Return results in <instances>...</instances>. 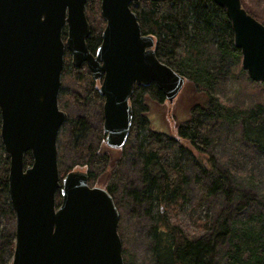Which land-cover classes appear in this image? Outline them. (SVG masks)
I'll use <instances>...</instances> for the list:
<instances>
[{"label": "water", "instance_id": "95a60500", "mask_svg": "<svg viewBox=\"0 0 264 264\" xmlns=\"http://www.w3.org/2000/svg\"><path fill=\"white\" fill-rule=\"evenodd\" d=\"M138 1L100 0L105 27L92 55L86 0H0V142L9 159L7 192L15 217L11 264H124L111 196L90 187L83 171L59 177L56 139L67 115L57 98L66 50L73 67L85 64L101 81V127L111 150L128 138L134 86L154 84L168 103L177 98L184 80L157 60L152 37L141 35L129 7ZM211 1L231 24L241 69L263 83L264 26L240 0ZM27 152L32 163L24 167Z\"/></svg>", "mask_w": 264, "mask_h": 264}, {"label": "trees", "instance_id": "16d2710c", "mask_svg": "<svg viewBox=\"0 0 264 264\" xmlns=\"http://www.w3.org/2000/svg\"><path fill=\"white\" fill-rule=\"evenodd\" d=\"M129 7L136 15L141 35L152 37L157 60L181 76L184 80L182 90L188 89L196 99L186 119L175 122L171 116L173 125L169 132H164L152 125L151 104L163 107L170 103L154 84L134 86L128 100L132 113L128 138L121 149L111 150L104 143L105 133L101 127L103 98L98 94L101 81L91 77L85 64L73 67L71 56L65 50L58 108L66 112L70 106L86 108L93 103L100 125L92 137L86 131L83 118L67 115L56 145L59 147L58 143L68 138L76 156L69 159L64 150L57 147L59 177L73 170L84 171L88 185H101L121 213L125 183L122 162L125 149L131 146L140 158L142 184L140 194L134 192L133 197L141 196L150 217L148 236L153 264H264V189L259 183L252 175L242 179L250 187L239 193L244 202L237 207L244 214L242 217L234 218L225 207L213 218L194 219L191 223L183 214L188 178L180 162V153L171 157L168 152L170 145L181 140L195 151L200 174L210 179L201 192V200L206 202L218 193H224L229 199L233 192L232 183L217 169L214 159L205 154L210 145L207 130L213 118L240 123L243 140L264 152V101L239 108L223 104L215 94L220 65L232 63L244 73L239 65L240 50L234 46L231 24L224 10L211 0H139L137 7ZM244 10L256 20L250 11ZM84 14L89 26L86 46L94 55L105 27L100 0H86ZM65 37L64 31L63 41ZM259 86L264 87V82ZM168 114H172L171 110ZM141 133L145 136L135 146ZM31 163V154L27 152L23 156L24 167ZM8 170L9 159L0 142V213L8 225L0 264H10L14 250L15 217L7 192ZM194 181L197 185L201 182L198 177ZM59 202L56 193V206ZM119 229L120 225L117 227L120 237ZM120 240L123 263L130 264L124 255L121 237Z\"/></svg>", "mask_w": 264, "mask_h": 264}, {"label": "rangeland", "instance_id": "374dc122", "mask_svg": "<svg viewBox=\"0 0 264 264\" xmlns=\"http://www.w3.org/2000/svg\"><path fill=\"white\" fill-rule=\"evenodd\" d=\"M240 3L264 26V0H240ZM211 63L214 64L213 61ZM239 65L241 67V64ZM217 69H220V72L215 94L223 104L249 108L264 101V87L259 86L260 83L250 81L246 73H241L235 64L224 63ZM194 99L196 98H193V94L188 89H183L172 104L163 107L151 104L152 125L157 129H163L164 132H169L170 126L173 125L171 116L175 122L186 119ZM170 110L172 114L169 115ZM64 113L73 118H83L87 124L86 131L90 134L89 136L93 137L100 125L99 113L93 103H90L86 108L70 106ZM213 119L207 130L210 145L205 154L214 159L217 169L232 183L233 192L229 199L224 193H218L210 201L201 200V192L209 184L210 179L208 176L200 174L195 151L183 140L170 145L168 150L171 157L177 152L180 153V162L183 165L184 174L188 178L185 186L187 202L183 214L188 217L191 223L194 219L203 221L206 217L213 218L218 210L225 207L229 208L234 218L242 217L244 214L237 208L239 205H244L239 193L250 188L242 180L245 176L252 175L259 186L264 189V152L258 151L254 145L243 140L240 123L228 122L219 118ZM144 136L145 133H141L134 145L138 146ZM58 145L59 147L56 145V150L57 147H61V151L64 150L65 156L69 159L76 156L73 152L72 142L68 138ZM122 166L125 178L121 199L123 207L121 213L117 211L119 233L123 239L125 250L124 255L130 264H153L148 236L150 217L141 196L133 197L134 192H141L142 184L139 175L140 158L133 152L131 146L125 149ZM195 177L201 180L199 185L195 183ZM96 187L103 188L101 185ZM7 229L6 219L0 213V255Z\"/></svg>", "mask_w": 264, "mask_h": 264}]
</instances>
